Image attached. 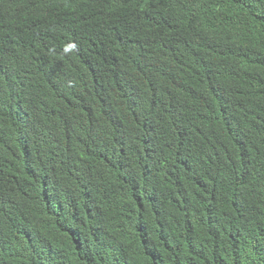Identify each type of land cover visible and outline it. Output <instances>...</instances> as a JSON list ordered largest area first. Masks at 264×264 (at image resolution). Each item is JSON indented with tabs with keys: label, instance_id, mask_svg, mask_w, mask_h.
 Returning a JSON list of instances; mask_svg holds the SVG:
<instances>
[{
	"label": "trees",
	"instance_id": "1",
	"mask_svg": "<svg viewBox=\"0 0 264 264\" xmlns=\"http://www.w3.org/2000/svg\"><path fill=\"white\" fill-rule=\"evenodd\" d=\"M0 264H264V0H0Z\"/></svg>",
	"mask_w": 264,
	"mask_h": 264
}]
</instances>
